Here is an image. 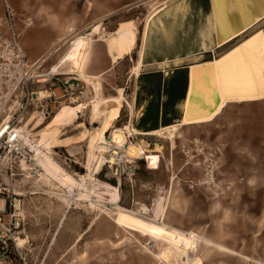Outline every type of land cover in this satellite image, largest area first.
<instances>
[{"label": "rangeland", "instance_id": "374dc122", "mask_svg": "<svg viewBox=\"0 0 264 264\" xmlns=\"http://www.w3.org/2000/svg\"><path fill=\"white\" fill-rule=\"evenodd\" d=\"M9 2L26 56L38 57L34 62L28 61L36 62L25 95L28 102L14 115L19 127L35 116L27 128L30 141L42 142L39 133L57 110L70 105L75 112L63 121L66 124L51 129L56 140L76 136L85 128L93 131L99 126L96 116L103 108L115 115L106 137L113 131H122L126 143H136L140 149V155L130 163L125 155L120 159L116 156L114 164L105 162L97 173L91 172L96 180L94 187L106 186L105 204L111 211L100 214L84 199L68 202L59 198L56 193L64 191L52 181L34 182L33 177H28L27 170L20 165L24 154L30 163L25 144L16 158V171L23 200L20 230L35 246L27 255L29 264H264V98L228 102L211 121L179 126L172 141L168 134L132 135L131 126L143 131L137 124L142 114L152 108L148 105L152 99L148 97L151 84L139 77L135 79L131 72L139 58V19L145 17L148 7L151 14L165 0H140L135 6L126 7L106 19L103 32L101 20L95 22L99 23L98 30L92 35L85 61L92 46L87 65L93 69L110 67L97 74H88L86 68L87 80L76 74L84 83L81 103H58L53 97L39 96L37 91L48 95L54 85L49 80H37L47 78L38 75L51 73L55 65V71L64 77L74 73L65 57L74 37L88 31L74 33L71 28L76 14L85 11L89 4L83 9L78 0ZM58 27L65 31V38L43 47L48 32ZM135 29L136 49L131 52ZM102 33H106L103 39L111 61L94 45ZM147 69L141 67L140 73ZM238 87L239 93L244 88L259 93L254 79L251 84ZM153 118L148 114L145 129L151 127ZM128 135H132L130 140ZM88 150L87 141L44 149L56 164L76 178L90 173ZM114 194L119 196L118 206L133 211L137 217L113 214L117 210ZM161 216L165 226L157 227ZM169 227L197 235L184 257L167 246Z\"/></svg>", "mask_w": 264, "mask_h": 264}, {"label": "crops", "instance_id": "0c3cea01", "mask_svg": "<svg viewBox=\"0 0 264 264\" xmlns=\"http://www.w3.org/2000/svg\"><path fill=\"white\" fill-rule=\"evenodd\" d=\"M78 1H82L83 9L86 3L89 7L76 14L71 30L74 33L88 31L83 34L88 35L96 21L101 20L103 32L106 19L119 14L126 7L135 6L140 0ZM148 8L145 17L139 19L142 24L139 49L142 50L144 64L141 67L151 69L140 73L141 67L136 68L135 63L131 72L135 79H148L146 76L152 73L161 77L160 86L156 90H153L151 85L148 89V97L152 98L148 105L153 107L158 102V113L150 121V124L155 123L152 126L155 128L151 130L163 129L179 123L180 120L183 123L181 127L208 122L213 120L228 102L264 98V0L257 5L252 4L245 26L219 43L212 0H165L164 5L156 7L154 12L158 11L150 16L145 25L150 11V7ZM133 23L135 26L136 21L133 20ZM64 32L61 27L48 32V40L43 47L51 41L65 38ZM104 34L94 41V45L96 49L103 50L107 61H111L103 39L106 36ZM135 49L136 29L131 52ZM36 56L27 54L26 57L28 61L34 62L38 60ZM89 56L91 59L92 46ZM87 60L81 73L77 72L85 80L86 68L88 74H97L110 67L93 69L87 65ZM253 79L258 94H253L251 89L247 88L243 89V93L238 92V86L251 84ZM249 97L253 99L248 100ZM226 99L229 101L224 103ZM211 105L213 107L209 114L201 116Z\"/></svg>", "mask_w": 264, "mask_h": 264}, {"label": "bare ground", "instance_id": "6f19581e", "mask_svg": "<svg viewBox=\"0 0 264 264\" xmlns=\"http://www.w3.org/2000/svg\"><path fill=\"white\" fill-rule=\"evenodd\" d=\"M262 1L263 0H212V9L218 43L224 41L225 38L231 36L239 28L245 26L246 21H248L247 13L250 10L252 4L257 5ZM156 12H153L147 16L145 25L147 24L150 16ZM98 24L99 23L93 25L91 32L88 35H77L71 41V45L65 59L70 62L71 72H74L73 74H77V72L82 71V68L84 67L85 56L87 54L89 45H91L90 41L92 39V35L97 32ZM35 64L36 62L29 64L30 69H32L33 65ZM143 65L142 50H140L136 68H139ZM57 66L58 65H55L53 69L50 70L51 73L56 72L55 69ZM38 76H46V74H39ZM43 79H45V81L47 80V78L44 77L41 78V80L38 79L37 81L41 82ZM37 94L41 97L47 96L45 91H37ZM247 99L252 100L253 97H249ZM228 101L229 100L226 99L224 103ZM78 107L81 108L82 105H78ZM73 111L74 108L70 105H64L59 110H57L55 115L49 120L47 127L39 133V136L43 137L42 142L37 140L34 142L30 141L31 133L29 132L30 129L28 130L27 128L28 125L33 122L35 116L32 115L31 119L25 122L23 127H20L21 132L23 131V128H26V130H24L25 134L21 133V145L24 149L25 144H27V147L25 146V150L27 151H25V153H27V155L30 157V163H28L24 154L23 158L20 160V165L23 169L27 170L28 177H33L32 180L34 182L48 180L52 181V184L55 185V187L61 188L64 193H56L59 198L68 202L73 199H84L87 201L88 206L91 209L98 210L100 214L109 213L111 210L109 207H106V198L104 197L107 192L103 187L106 186H101L99 184L98 187H94L93 181L96 180L94 177H92L91 172L97 173V169L100 168L105 162L109 163V165L114 164L118 160L116 156H119L120 159L123 155H125L128 159L127 162L130 163L132 161L131 159L137 158L140 155V149L136 143L127 144L126 137L122 131H113L109 138L106 137V133L113 126L115 115L113 113H108L103 108L100 109V115L96 116L99 126H97L93 131L85 128L76 136H69L56 140V136L54 132L51 131V129L65 125L66 123L63 121L69 119ZM181 125H183V123L180 120L179 123L166 126L163 129L150 131H140L131 126L130 132L132 135H150L153 133L159 137H163L168 134L172 141L175 131ZM78 126L85 127L83 124H78ZM132 135H128V140H130ZM84 141H87L89 144V158L87 157V168L90 173L87 176L80 175L78 178H76L73 175L67 173L44 151V149L49 147H69L72 144ZM43 144L45 145L43 146ZM32 169L34 170L31 171ZM112 196L114 197V203L117 206V210L112 212L113 214L120 215L126 213L128 215L137 217L136 213L133 211L118 206L117 200L119 196L117 194ZM139 218H141V216H139ZM159 226H165V223L163 222V216H161V220L159 223H157V227ZM166 238L167 246L174 252L176 251L177 255H181L180 257H184L189 250L191 241L197 239V235L191 231H184L169 227L166 229ZM18 241L19 243H22L23 239L19 238Z\"/></svg>", "mask_w": 264, "mask_h": 264}, {"label": "built area", "instance_id": "2783aa9c", "mask_svg": "<svg viewBox=\"0 0 264 264\" xmlns=\"http://www.w3.org/2000/svg\"><path fill=\"white\" fill-rule=\"evenodd\" d=\"M0 16V264H29L27 255L35 246L20 230L23 200L19 191L16 158L22 152L21 130L14 115L27 104L25 95L33 79L15 26V11L9 0H1ZM53 89L48 97L61 102H83L84 83L76 74H46ZM57 90V92H56ZM92 99L89 100L91 102ZM84 108V106H83ZM22 238V243L18 239Z\"/></svg>", "mask_w": 264, "mask_h": 264}, {"label": "trees", "instance_id": "16d2710c", "mask_svg": "<svg viewBox=\"0 0 264 264\" xmlns=\"http://www.w3.org/2000/svg\"><path fill=\"white\" fill-rule=\"evenodd\" d=\"M146 77H148V79L147 78L145 79L146 82H149L151 84L153 90H156L160 86L161 77L159 74L152 73L151 75L146 76ZM139 78L142 79L141 77H139ZM157 113H158V102L151 109H149L148 112H145L142 114V116L140 118V122L137 124V128L142 129V130H151V129L155 128V127H152L155 124V123H153V124L149 125L151 127L145 129L144 121H145L146 117L148 116V114H152V116L154 117L155 115H157Z\"/></svg>", "mask_w": 264, "mask_h": 264}, {"label": "water", "instance_id": "95a60500", "mask_svg": "<svg viewBox=\"0 0 264 264\" xmlns=\"http://www.w3.org/2000/svg\"><path fill=\"white\" fill-rule=\"evenodd\" d=\"M212 107H213V105H211V107L208 109V111H206V112H204L201 116H205V115H208L209 114V112L211 111V109H212ZM200 116V115H199Z\"/></svg>", "mask_w": 264, "mask_h": 264}]
</instances>
